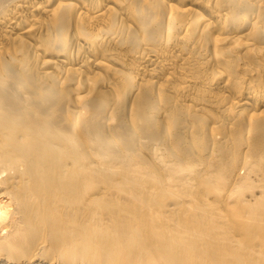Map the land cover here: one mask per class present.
<instances>
[{
  "label": "bare ground",
  "instance_id": "obj_1",
  "mask_svg": "<svg viewBox=\"0 0 264 264\" xmlns=\"http://www.w3.org/2000/svg\"><path fill=\"white\" fill-rule=\"evenodd\" d=\"M0 264H264V0H0Z\"/></svg>",
  "mask_w": 264,
  "mask_h": 264
}]
</instances>
